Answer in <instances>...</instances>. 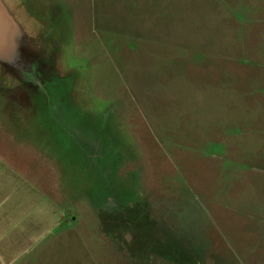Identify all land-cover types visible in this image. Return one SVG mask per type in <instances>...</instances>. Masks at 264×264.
I'll use <instances>...</instances> for the list:
<instances>
[{"label":"rangeland","instance_id":"obj_1","mask_svg":"<svg viewBox=\"0 0 264 264\" xmlns=\"http://www.w3.org/2000/svg\"><path fill=\"white\" fill-rule=\"evenodd\" d=\"M230 2L153 40L143 0H0V115L51 151L77 222L48 264H255L264 0Z\"/></svg>","mask_w":264,"mask_h":264},{"label":"crops","instance_id":"obj_2","mask_svg":"<svg viewBox=\"0 0 264 264\" xmlns=\"http://www.w3.org/2000/svg\"><path fill=\"white\" fill-rule=\"evenodd\" d=\"M143 1L148 12L155 10L159 29L153 35L134 34L153 40L176 36L180 23L177 17L170 16L177 7H195L199 12L196 19L203 23H221L225 13L230 15L226 6L231 5V0ZM168 12L169 18L162 17ZM186 24L189 25V21ZM7 119L5 114L0 115V264H48L54 261L56 246L65 248L64 242L69 238L66 240L67 233L76 229V218H73L66 189L58 181L59 171L57 174L54 171L56 165L52 163L56 159L51 151L45 145L39 146L35 137H29L36 134L32 128L18 130ZM50 133L46 129L41 132L46 136ZM256 192L258 208L245 212L254 214L263 223L260 228L262 238L264 193L261 189ZM262 241L255 264H264ZM240 261L243 260L240 258Z\"/></svg>","mask_w":264,"mask_h":264},{"label":"trees","instance_id":"obj_3","mask_svg":"<svg viewBox=\"0 0 264 264\" xmlns=\"http://www.w3.org/2000/svg\"><path fill=\"white\" fill-rule=\"evenodd\" d=\"M108 217L113 219V218H114V215H113V214H109ZM102 218L104 219V222H103V223H104V225H105V219H106V218H105V216H103V215H102ZM106 229H108V228L106 227Z\"/></svg>","mask_w":264,"mask_h":264},{"label":"water","instance_id":"obj_4","mask_svg":"<svg viewBox=\"0 0 264 264\" xmlns=\"http://www.w3.org/2000/svg\"><path fill=\"white\" fill-rule=\"evenodd\" d=\"M0 12H1V10H0ZM0 18H1V15H0Z\"/></svg>","mask_w":264,"mask_h":264}]
</instances>
